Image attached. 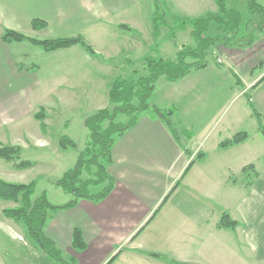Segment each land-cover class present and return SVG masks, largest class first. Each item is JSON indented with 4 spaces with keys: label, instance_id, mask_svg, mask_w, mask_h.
I'll use <instances>...</instances> for the list:
<instances>
[{
    "label": "crops",
    "instance_id": "obj_1",
    "mask_svg": "<svg viewBox=\"0 0 264 264\" xmlns=\"http://www.w3.org/2000/svg\"><path fill=\"white\" fill-rule=\"evenodd\" d=\"M146 3L148 0H0V134L19 129L15 123L24 110L19 89L12 85H29V73L36 68L34 60L43 59L42 48L29 41L5 42L6 31L37 40L41 36L84 38L95 55L81 46L55 51L62 58L63 85H90L98 92L101 88L109 100L108 76L114 62L110 54L124 52L116 51L117 42L110 44L108 57L100 61L104 53L101 38L107 30L113 31L110 35L120 38L127 55L122 54L120 61L128 65H133L132 55L137 52L154 50V39L162 32L149 29ZM34 20L47 26L35 30ZM179 48L174 43L173 50L162 53L157 47L153 56L174 60ZM214 54V62L206 69L175 82L166 80L159 90L160 79L156 83L153 105L173 109L175 128L190 136L177 140L157 115L143 113L133 128L115 140L108 172L116 184L110 196L97 203L81 200L48 218L45 234L59 249L61 243L73 248V232L80 229L87 244L82 252L88 251L92 240L111 247L98 264L108 263L118 253L115 264H264V175L258 168L259 145L264 146L259 130L260 125L264 128V81L258 84L264 77V37L245 50L219 47ZM86 66L93 70L89 76L84 73ZM38 112L34 117L42 127ZM240 132L249 135L244 143L219 149L222 141ZM36 144L46 143L37 138ZM197 153L205 158L184 176ZM249 165L254 166V174L245 178L243 169ZM223 214L238 225L219 228Z\"/></svg>",
    "mask_w": 264,
    "mask_h": 264
},
{
    "label": "rangeland",
    "instance_id": "obj_2",
    "mask_svg": "<svg viewBox=\"0 0 264 264\" xmlns=\"http://www.w3.org/2000/svg\"><path fill=\"white\" fill-rule=\"evenodd\" d=\"M157 2L159 3L160 14L165 17V23L160 24L158 28L155 27L152 20L156 14ZM146 4L149 29H153L155 33L162 32L158 39H154L156 42L154 50L144 49L137 52L136 55H132L135 58L133 65H128L120 61L122 54L127 56L119 43L121 41L120 38L110 35L113 32L111 30H107L106 37L101 38L104 42V46L101 47L104 53H102V60L100 61L108 57L107 51L116 42L118 44L116 51L124 52L110 54L111 58H114V62L111 63L113 69L110 76H108L110 84L114 79L119 77H132L135 71L138 73L137 77L147 76L146 58L143 59V57H154L153 55L156 53L155 49L157 47L160 52L164 53L173 50L174 43L179 47L195 46L194 39L191 36L192 27L190 21L218 14V6L214 0H148ZM260 4L264 7V0L260 1ZM227 8L237 9L241 12L242 24L240 35L245 34L250 19L247 0H228ZM143 15L145 16L144 12ZM183 22L187 23L184 29L180 28ZM135 33H133L134 39L137 37ZM218 34L217 25L212 24L208 35L214 37ZM38 39L48 40L52 38L41 36ZM110 44L111 46L109 47ZM39 51H42L43 59L39 57L34 60L36 68L29 73L31 75L29 76L30 84L12 85L15 90L19 89L21 105L24 110L21 113L20 119H17L15 123V127L19 129L0 134V142L2 143L0 145L21 147V160L31 162L33 166L28 169L18 170L13 164L9 165L6 161L0 159V179L13 184H30L35 182L33 199H37L45 194L52 205L63 206L72 200V196L57 186L56 180L60 179L65 172L76 165L80 153L87 146L89 131L85 126L86 119L97 112H94L97 107L105 106L106 104V108H111V106L109 100H106L107 94L104 89L100 88L98 92L96 87L90 85L82 87L63 85L62 71L59 68L62 61L60 52L49 54L45 53L43 49ZM166 56H169V54L167 55L166 53ZM31 57H34L33 52L31 53ZM215 58L214 54H210L208 61L213 63ZM27 64L29 67L30 61H27ZM85 69L84 73L88 76L90 72H93L89 66H86ZM50 74L53 75V78H48ZM55 74H58V76ZM21 77L22 79L26 77L25 80L28 78L25 74ZM165 81L164 77L160 78V81L157 83L158 90ZM108 88L110 89V87ZM91 95L94 96L96 102L91 100L93 99ZM233 107H229V112ZM27 108L29 111H27ZM37 112L38 114H42L44 118L43 123L46 125L44 132L40 122L34 117ZM128 120L127 116L119 115L116 123L125 124ZM6 130L8 131V129ZM62 137L72 140L76 144V149H62L59 145ZM37 138H40L46 144L43 146L37 145ZM259 146L261 158L258 168L260 169L259 172L264 175V146ZM252 151L256 150L252 149ZM247 174L245 178H248ZM251 174H254L253 170L249 171V175ZM86 178L87 176L84 175V179ZM248 181L251 183L252 179ZM100 189L92 188L91 190L98 192ZM18 206V204L12 201L0 199V264H59L49 258L31 240L23 224L4 216V209L16 208ZM53 215V212L49 213V217ZM61 246L62 249H58L61 251L63 258L68 262H70L69 260L72 257L76 258L77 255H81L79 264H98L99 260L109 254L111 250L110 246L101 247L96 240L91 241L87 252H79L65 243H61Z\"/></svg>",
    "mask_w": 264,
    "mask_h": 264
},
{
    "label": "trees",
    "instance_id": "obj_3",
    "mask_svg": "<svg viewBox=\"0 0 264 264\" xmlns=\"http://www.w3.org/2000/svg\"><path fill=\"white\" fill-rule=\"evenodd\" d=\"M218 6V14L196 18L190 21L192 27L191 36L195 46H182L176 55L175 60L156 59L148 56L145 59L148 75L137 77L135 71L130 78H116L111 82L109 89V103L111 108L97 111L85 121V126L89 131V141L83 152L80 153L76 165L64 173L56 180L57 186L64 192L72 196V200L63 206L52 205L45 194L37 199H33L35 192V182L30 184H13L0 179V199L12 201L19 206L3 210L6 218L21 223L26 228L31 240L51 259L59 264H77V259L72 257L66 261L55 242L45 234V227L50 212L61 209L72 208L81 200L100 202L110 196L115 188V179L108 172V166L112 163V149L117 137L123 136L128 130L133 128L139 121L143 113L157 115L169 128L173 136L179 140L183 135L190 136V133L180 134L174 126L172 116L174 110H161L153 105V97L156 90V83L164 77L167 81L175 82L184 77L206 69L209 65L208 57L214 54L217 48L222 47L228 50H245L254 45L256 40L264 37V7L260 0H247V7L250 19L246 32L240 35L242 15L237 9H228V0H214ZM159 3H156V14L153 18L155 27L165 23L164 15L159 12ZM187 23L183 22L180 28L184 29ZM212 24L217 25V36H210L208 32ZM47 24L43 21L34 20L32 27L35 30L45 28ZM174 38V36H173ZM3 39L5 42H24L42 48L45 52H55L68 49L74 46H81L88 53L95 55V52L86 40L82 37L57 38L48 40H37L28 38L21 33L6 31ZM216 56V54H214ZM264 81V77L258 84ZM257 84V85H258ZM256 85V86H257ZM255 86V87H256ZM248 101H249V97ZM119 115L128 117L125 124L116 123ZM254 115L261 119V115L254 112ZM36 117L42 121V114ZM106 127H104V125ZM260 132L264 136V128L260 125ZM249 138L246 132H240L230 140L222 141L219 144L220 150L229 149L235 145L244 143ZM62 149H76V144L67 137H62L59 143ZM186 153L191 155L190 151ZM21 148L18 146L0 145V159L12 163L18 170L28 169L33 166L29 161L21 160ZM205 158V154L197 153L194 160L188 165L184 176L192 165ZM95 169V171H93ZM254 166L249 165L243 169L244 173L254 171ZM84 175L87 176L84 179ZM179 186L177 183L163 204L171 196L173 191ZM92 188H101L98 192H93ZM156 211L153 217L159 212ZM152 217V218H153ZM150 222V221H149ZM238 223L230 218L228 214H223L218 227L235 228ZM144 229V228H143ZM143 229L138 233L140 234ZM136 235V236H137ZM135 238V237H134ZM73 248L79 252L87 248L82 230L75 229L72 235ZM153 257H160L158 254H151ZM119 253L112 257L107 264H115ZM186 264V263H177Z\"/></svg>",
    "mask_w": 264,
    "mask_h": 264
},
{
    "label": "built area",
    "instance_id": "obj_4",
    "mask_svg": "<svg viewBox=\"0 0 264 264\" xmlns=\"http://www.w3.org/2000/svg\"><path fill=\"white\" fill-rule=\"evenodd\" d=\"M222 62H223V61H222L221 59H218V63H220V64H221Z\"/></svg>",
    "mask_w": 264,
    "mask_h": 264
}]
</instances>
